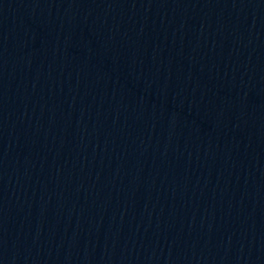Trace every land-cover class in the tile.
I'll return each mask as SVG.
<instances>
[{"label":"water","instance_id":"95a60500","mask_svg":"<svg viewBox=\"0 0 264 264\" xmlns=\"http://www.w3.org/2000/svg\"><path fill=\"white\" fill-rule=\"evenodd\" d=\"M194 264H264V109L225 185Z\"/></svg>","mask_w":264,"mask_h":264}]
</instances>
